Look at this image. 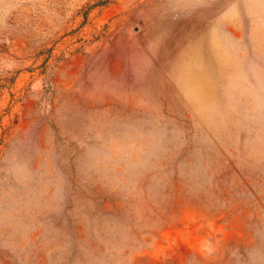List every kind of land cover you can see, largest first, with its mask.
Wrapping results in <instances>:
<instances>
[{
  "label": "rangeland",
  "instance_id": "rangeland-1",
  "mask_svg": "<svg viewBox=\"0 0 264 264\" xmlns=\"http://www.w3.org/2000/svg\"><path fill=\"white\" fill-rule=\"evenodd\" d=\"M0 264H264V0H0Z\"/></svg>",
  "mask_w": 264,
  "mask_h": 264
}]
</instances>
